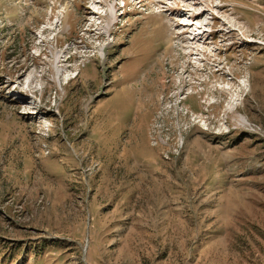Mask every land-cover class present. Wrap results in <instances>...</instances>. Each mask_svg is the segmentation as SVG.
<instances>
[{"label":"rangeland","instance_id":"1","mask_svg":"<svg viewBox=\"0 0 264 264\" xmlns=\"http://www.w3.org/2000/svg\"><path fill=\"white\" fill-rule=\"evenodd\" d=\"M0 264H264V0H0Z\"/></svg>","mask_w":264,"mask_h":264},{"label":"bare ground","instance_id":"2","mask_svg":"<svg viewBox=\"0 0 264 264\" xmlns=\"http://www.w3.org/2000/svg\"><path fill=\"white\" fill-rule=\"evenodd\" d=\"M101 2H102V0H101ZM115 7V6H114ZM113 7V11H112V17H111V21H112V23H110V25L107 27V29L108 30H111V26H113V25H115V15H114V10H115V8ZM166 11V10H165ZM167 12V11H166ZM206 11H204V12H201V13H199V14H197V15H194V17H195V19L196 18H201V17H203L206 13H205ZM194 14V13H193ZM218 19V18H217ZM196 21H198L197 19H196ZM182 25V24H181ZM183 26V28L184 27H189L188 25H182ZM193 30H195V28L193 29ZM185 32H183V34H184ZM109 34V33H108ZM110 35V34H109ZM173 39H175V38H173ZM192 41H193V39H191ZM201 39H199V41H200ZM195 41V40H194ZM193 41V42H194ZM201 42V41H200ZM189 46V45H188ZM204 49H205V47H202V48H198L197 49V51L200 53V54H198V53H195L194 55H198V56H195L194 57V60H195V58H197V60H198V57H199V55H204L205 54V51H204ZM206 50V49H205ZM196 52V51H195ZM207 54V53H206ZM200 58H202V57H200ZM199 58V59H200ZM201 60H204L205 61V59L203 58V59H201ZM199 61V60H198ZM60 58L57 60V64H60ZM65 62H67V61H65ZM197 63V62H196ZM191 64H192V62H191ZM195 64V62H193V65ZM196 65L197 64H195V67H196ZM61 73V69H59L58 70V74H60ZM24 100V99H23ZM88 107H89V105H88ZM89 109H90V107H89ZM88 109V111L89 112H91V110H89Z\"/></svg>","mask_w":264,"mask_h":264}]
</instances>
